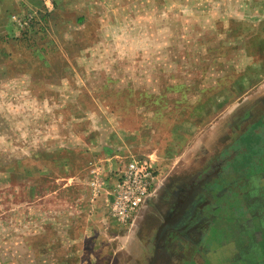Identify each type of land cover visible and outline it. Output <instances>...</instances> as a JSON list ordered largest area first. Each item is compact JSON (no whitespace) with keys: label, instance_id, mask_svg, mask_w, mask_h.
I'll list each match as a JSON object with an SVG mask.
<instances>
[{"label":"rangeland","instance_id":"rangeland-1","mask_svg":"<svg viewBox=\"0 0 264 264\" xmlns=\"http://www.w3.org/2000/svg\"><path fill=\"white\" fill-rule=\"evenodd\" d=\"M260 52L264 0H0V264L124 253L120 229L151 228L165 185L181 198L233 140L255 141L240 134L264 109ZM176 124L189 164L169 183L154 164L157 191L116 224L89 166L108 190L131 158L158 161Z\"/></svg>","mask_w":264,"mask_h":264},{"label":"crops","instance_id":"crops-1","mask_svg":"<svg viewBox=\"0 0 264 264\" xmlns=\"http://www.w3.org/2000/svg\"><path fill=\"white\" fill-rule=\"evenodd\" d=\"M208 115L206 110L205 117ZM178 127L176 124L171 128L170 139L155 158L158 161L148 159L153 165L168 163L163 173L165 183H169L167 177L189 164V152H193L191 145L182 146ZM248 132L255 141L233 146L237 138L233 140L227 154L230 157L218 158L214 164L220 169L200 177L193 191L189 187L180 198L172 193L169 184L165 185L154 205L144 210L148 209V216L154 219L151 228L146 230L143 223L133 236L120 229L125 241L118 250L124 253L116 251L105 258L99 255L91 259L73 255L72 260L90 264H264V158L257 151L263 148L264 153V109L240 136ZM241 151V157L234 158ZM173 197L178 198L176 202L171 200ZM90 210L95 214V209ZM95 228L89 227L90 232ZM114 238L110 242H115Z\"/></svg>","mask_w":264,"mask_h":264},{"label":"built area","instance_id":"built-area-1","mask_svg":"<svg viewBox=\"0 0 264 264\" xmlns=\"http://www.w3.org/2000/svg\"><path fill=\"white\" fill-rule=\"evenodd\" d=\"M158 181V171L149 160L131 158L116 171L108 190L103 166L92 163L87 186L93 198L105 194L110 218L125 226L147 205L157 191Z\"/></svg>","mask_w":264,"mask_h":264}]
</instances>
